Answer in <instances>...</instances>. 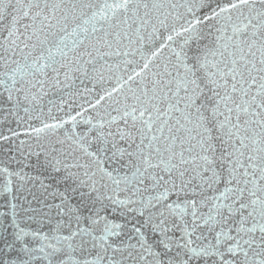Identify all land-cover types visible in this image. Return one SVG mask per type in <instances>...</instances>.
I'll use <instances>...</instances> for the list:
<instances>
[{
	"label": "snow or ice",
	"instance_id": "obj_1",
	"mask_svg": "<svg viewBox=\"0 0 264 264\" xmlns=\"http://www.w3.org/2000/svg\"><path fill=\"white\" fill-rule=\"evenodd\" d=\"M0 264H264V0H0Z\"/></svg>",
	"mask_w": 264,
	"mask_h": 264
}]
</instances>
